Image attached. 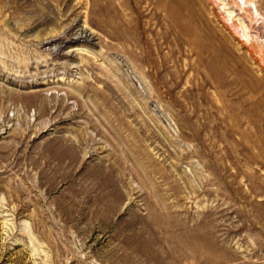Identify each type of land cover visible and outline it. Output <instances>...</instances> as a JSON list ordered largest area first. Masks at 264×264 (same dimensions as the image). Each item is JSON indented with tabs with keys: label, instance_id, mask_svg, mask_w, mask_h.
Returning a JSON list of instances; mask_svg holds the SVG:
<instances>
[{
	"label": "rangeland",
	"instance_id": "1",
	"mask_svg": "<svg viewBox=\"0 0 264 264\" xmlns=\"http://www.w3.org/2000/svg\"><path fill=\"white\" fill-rule=\"evenodd\" d=\"M250 50L264 0H0V264H264Z\"/></svg>",
	"mask_w": 264,
	"mask_h": 264
},
{
	"label": "bare ground",
	"instance_id": "2",
	"mask_svg": "<svg viewBox=\"0 0 264 264\" xmlns=\"http://www.w3.org/2000/svg\"><path fill=\"white\" fill-rule=\"evenodd\" d=\"M213 51L216 53L218 52L216 49H214ZM234 54H236V53H234ZM254 55H256L254 53V51L250 50L249 54L247 53V54L243 55L241 53H237L236 56L234 55L235 58L231 56V58L229 59L228 56L225 54L222 57H219V56L212 57V60L217 63L218 68L221 67V69H222V67H225L226 71L227 70L229 71V73L227 72V78L229 77L227 87L228 86L232 87L234 85H237L239 82L236 80H240L242 82V80L245 76L248 77V80H246V82L244 83L247 86L248 83L255 82L254 80H252L250 74L247 72V71H249V72L252 71L250 69L254 68L251 65L257 66V68H259V70L264 68V53L262 51L261 52L259 51V54H257V56L255 58H254ZM249 62L251 63V65H249ZM243 67H244V69L247 67V69H246L247 71H245V73H242V71H241V70H243ZM255 78H256V76H255ZM256 80L258 82V78H256Z\"/></svg>",
	"mask_w": 264,
	"mask_h": 264
}]
</instances>
